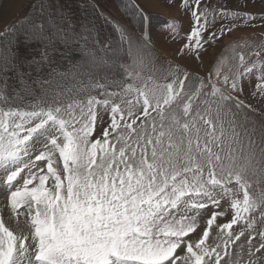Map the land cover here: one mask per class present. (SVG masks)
<instances>
[{"label": "snow or ice", "instance_id": "1", "mask_svg": "<svg viewBox=\"0 0 264 264\" xmlns=\"http://www.w3.org/2000/svg\"><path fill=\"white\" fill-rule=\"evenodd\" d=\"M247 2L168 0L188 27L161 78L134 69L153 40L135 0L123 19L34 0L0 30V264H264V14Z\"/></svg>", "mask_w": 264, "mask_h": 264}, {"label": "rangeland", "instance_id": "2", "mask_svg": "<svg viewBox=\"0 0 264 264\" xmlns=\"http://www.w3.org/2000/svg\"><path fill=\"white\" fill-rule=\"evenodd\" d=\"M30 0H3L0 3V30H2L6 25L12 23L14 20L23 17L29 6ZM145 3V0H142ZM152 1L161 2V4H168V0H148L147 3ZM100 3L102 10L105 11L106 14L111 13L112 16H115L117 19H123L124 15L119 10L117 11V5L114 1L109 3H104L102 0H97ZM216 2H221V0H216ZM146 3V4H147ZM157 4L152 2V5ZM179 0H177V4ZM238 0H230L229 6L235 9L237 7ZM242 6V0H241ZM174 7V6H173ZM176 8V7H175ZM151 9V8H150ZM177 9V8H176ZM247 11L253 12L257 16L264 14V0H248ZM151 11H154L151 9ZM159 13L163 18L169 17V25H161L158 27L151 26V33L153 36L152 46L146 49L143 53L136 56V65H134V69L140 71L141 74L145 77L148 75H153L155 78H161L166 75V69L170 61H172V57L168 56V52H174L176 48L179 47L181 43H183V37L185 32L187 31V19L183 18L182 13L174 12L176 14H172L170 12L164 10L154 11ZM183 24L184 31H180L181 26ZM175 25V29L179 31V37L177 42L173 43L170 36V27ZM170 46V47H169ZM135 55V52H134ZM221 55L225 56V65L224 70L227 71L230 66V61L227 59V54L224 50H221ZM212 55L210 54L208 57H205L204 68L207 67L208 63L211 61ZM176 61H172L175 63ZM132 58L129 57V61L127 64H132ZM119 91V89H109V91ZM107 119V116L105 117ZM96 135H99V128L97 129ZM255 177L253 180L255 181ZM264 189V184L253 183L251 193L253 196L258 197L261 193V190ZM5 219L8 220L7 214H5ZM9 225L15 230H28V225L24 223L23 218L20 219V222L17 223L14 220H8ZM246 259V258H245ZM234 261H240L239 256L233 257Z\"/></svg>", "mask_w": 264, "mask_h": 264}, {"label": "trees", "instance_id": "3", "mask_svg": "<svg viewBox=\"0 0 264 264\" xmlns=\"http://www.w3.org/2000/svg\"><path fill=\"white\" fill-rule=\"evenodd\" d=\"M102 1L104 3H109L111 1H114L117 4V0H102ZM1 2H3V0H0V3ZM72 2H73V7L74 8H83L85 6L84 3H83V0H72ZM123 2L127 3L128 0H123ZM135 2L140 3L141 6L145 8V11L150 15V17H151V26L156 27V26H158L160 24H163V22L168 20L167 18H163L159 13L147 9L140 0H135ZM33 3H34V0H32L30 2V5L28 7V10H27L26 14L23 17H20L19 19L15 20L13 23H17V24L22 23L25 20V17L27 15H31L32 11H33V9H32V4ZM120 10L123 13L122 6H121ZM125 47H127V45H125ZM128 59H129V57L126 56L124 62L126 63V61H128Z\"/></svg>", "mask_w": 264, "mask_h": 264}, {"label": "crops", "instance_id": "4", "mask_svg": "<svg viewBox=\"0 0 264 264\" xmlns=\"http://www.w3.org/2000/svg\"><path fill=\"white\" fill-rule=\"evenodd\" d=\"M141 2L147 7V9H149V10H154V11H157V10H164V11H167V12H170V13H172V14H176V13H174V12H178L177 11V9L175 8V7H173V6H168L167 4H161V2H158V1H152V2H155V3H157V4H154L153 3V5H152V2H150V3H144L142 0H141ZM151 8V9H150ZM166 8H168V9H166ZM170 47V46H169Z\"/></svg>", "mask_w": 264, "mask_h": 264}, {"label": "bare ground", "instance_id": "5", "mask_svg": "<svg viewBox=\"0 0 264 264\" xmlns=\"http://www.w3.org/2000/svg\"><path fill=\"white\" fill-rule=\"evenodd\" d=\"M166 9H168V8H166Z\"/></svg>", "mask_w": 264, "mask_h": 264}]
</instances>
